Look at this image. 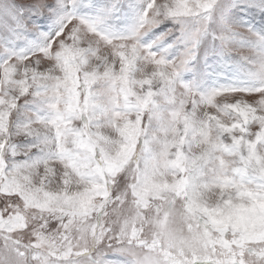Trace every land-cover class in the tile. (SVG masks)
<instances>
[{
    "label": "snow or ice",
    "instance_id": "6c2138e0",
    "mask_svg": "<svg viewBox=\"0 0 264 264\" xmlns=\"http://www.w3.org/2000/svg\"><path fill=\"white\" fill-rule=\"evenodd\" d=\"M0 264H264V0H0Z\"/></svg>",
    "mask_w": 264,
    "mask_h": 264
}]
</instances>
